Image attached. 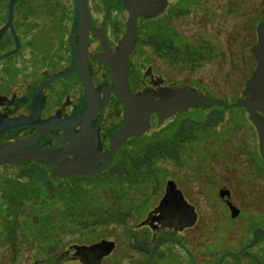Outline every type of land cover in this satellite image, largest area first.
<instances>
[{
  "label": "flooded vegetation",
  "instance_id": "1",
  "mask_svg": "<svg viewBox=\"0 0 264 264\" xmlns=\"http://www.w3.org/2000/svg\"><path fill=\"white\" fill-rule=\"evenodd\" d=\"M184 1L180 0L179 4ZM9 2L0 0V12L4 10L0 14V30L9 20ZM86 8L87 11L79 5L78 0H18L14 5L12 22L0 39L2 183H32L38 178L42 181H60L104 177L114 181V177L109 178V170L115 166L130 165L132 158L139 155L138 140L141 138L155 140L159 133L174 127L179 137L177 142H167L169 151L166 158L176 164H183L182 150L195 141L197 129L190 127L183 119L184 112H177L161 123L159 116L151 113L147 124L145 117L140 118L139 113L135 114L136 110L129 111L130 107L138 103L141 94L157 102L164 100L168 89H187L200 94L178 84L166 70L172 62L170 45L173 30L177 32L170 23L172 0H168L165 10L156 17L138 18L135 44L127 56V68L117 58L130 19L125 1L86 0ZM146 21L152 24L149 30L143 28ZM177 37L186 49L187 37L178 33ZM209 105L215 104L202 107L207 108ZM122 128H127L130 134L111 153L112 141ZM141 131V135L135 134ZM78 162L93 166L94 171L102 166L106 168L93 175L75 174L55 179L56 172L62 171L61 168ZM168 181H173L175 191L180 193L173 191L177 195L171 197L165 210L160 212L158 207L166 195ZM221 191L228 192L229 196L222 198ZM219 196L227 205L231 217L230 206L237 208L240 213V209L230 200L229 189L220 188ZM188 205L194 208L192 212H189ZM193 215V225L186 226L192 222ZM198 220V210L188 201L184 191L174 180H167L158 204L146 213L140 223L139 229L143 236L134 232L132 234V240L138 246L134 251L143 258L128 264H158L161 249L168 244L182 250L189 264H199L181 236L184 231L195 227ZM182 226L186 227L181 229ZM251 229V237L244 247L252 241L258 227L253 226ZM159 238L167 241L160 245L153 261L149 262ZM101 240L71 245L68 250L43 262L124 264V258L114 256V251L102 257L98 250H77L78 246L90 247ZM143 241L150 245L148 252L139 249ZM262 243L264 236L257 245ZM117 246L115 242L114 250ZM242 249L224 254L217 264H223L229 255H239ZM36 261L39 263V260ZM175 263L179 264L178 261Z\"/></svg>",
  "mask_w": 264,
  "mask_h": 264
},
{
  "label": "rangeland",
  "instance_id": "2",
  "mask_svg": "<svg viewBox=\"0 0 264 264\" xmlns=\"http://www.w3.org/2000/svg\"><path fill=\"white\" fill-rule=\"evenodd\" d=\"M179 3L180 0H172L171 25L192 45L209 46L212 57L193 69L171 62L167 72L178 84L200 94L228 104L236 102L255 67L250 48L257 41L256 28L264 20V0H185ZM184 9L187 12L181 13ZM3 13L2 9L0 14ZM151 26L146 21L143 28L149 30ZM182 117L190 127L197 129L194 143L182 150L183 164L167 158L159 160L151 167L154 172L147 179L150 183L138 182L132 188L117 184V180L110 183L104 177L97 178L94 188L89 186L91 193L94 191L93 199H86L88 194L77 193L73 196L76 204L72 208L58 201L63 199L65 190L57 192L56 198L49 199L46 206L38 204L32 208L26 203L19 217L15 245L6 239L7 230H0V264H44V260L63 253L71 245L90 244L101 239L118 244L113 255L124 258V264L137 258L142 260L143 256L139 257L130 247V238L134 233L143 236L140 223L158 204L169 179L177 183L198 210V224L181 234L198 263L217 264L224 254L239 252L251 237V227L264 228V160L259 154L256 130L242 107L201 106L188 109ZM173 128L159 133L156 140L177 142L179 136ZM143 141L144 138L138 140L140 145ZM21 184L20 194L26 192L29 184L41 186L43 190L48 185L58 186L60 190L66 188L70 194L68 189H75L81 183L69 179L60 183L35 180ZM82 186L88 187L86 183ZM8 187L13 189L11 185ZM220 188L230 190V200L240 209L237 218L230 216L219 196ZM3 192L4 185L0 182V210L7 209L2 203ZM68 194L63 196L65 201H71ZM114 206L130 211L124 224L110 219L84 229L83 224L63 217L70 216L74 210L84 213L81 220L90 222L96 217L88 213L103 210L108 215L109 208ZM11 217L8 214L6 218ZM250 219L253 220L249 222ZM0 220L4 218L0 216ZM176 261L187 264L188 257L179 248L165 245L158 264H177ZM223 264H264V243L252 247L246 256L229 255Z\"/></svg>",
  "mask_w": 264,
  "mask_h": 264
},
{
  "label": "water",
  "instance_id": "3",
  "mask_svg": "<svg viewBox=\"0 0 264 264\" xmlns=\"http://www.w3.org/2000/svg\"><path fill=\"white\" fill-rule=\"evenodd\" d=\"M18 0H10L9 8V20L7 25L0 30V39L4 36L5 32L9 28L13 17V8ZM125 8L128 10L130 19L128 22V30L125 34L123 40L121 41L118 48V60L124 63L127 68V56L134 47L135 44V33L137 20L139 17L145 19H151L162 13L168 3V0H124ZM79 5L87 11L86 0H78ZM87 14V13H86ZM257 42L251 48V54L254 57L256 67L252 72L250 78L245 84V88L242 90V97L244 99H238L232 104H228L220 99L206 97L197 93H193L187 89H168L164 100L162 102H157L150 99L148 96L141 94L138 97V103L135 107H130L129 111H135L141 115L140 118H146L147 124L149 115L151 113H156L160 118V123L177 112H185L190 108H198L207 104H215L223 108L231 109L236 107H242L246 109L249 113V120L256 129L258 135V149L260 156L264 159V20L256 28ZM127 85V84H126ZM130 114V113H129ZM146 131V130H143ZM143 131L135 133L136 135H141ZM130 134L127 128H122L114 137L111 146V153H114L122 143L125 142L126 137ZM106 168L102 166L97 170H93L94 167L83 162L71 163L69 165L61 168L62 171H57L55 174V179L68 178L71 175H93L100 173ZM175 183L173 181L167 182L166 195L162 199L158 210L163 212L167 207L168 201L171 197H175L180 192L175 191ZM175 191L177 194H173ZM221 197L229 196L228 192L221 191ZM181 196V195H180ZM181 198V197H180ZM189 212L193 211V207L188 205ZM232 217H237L239 215V210L233 206H230ZM194 214V213H193ZM195 221V215H193L192 222L186 224V226L193 225ZM186 226H182L181 229ZM264 236V229L258 228L253 233L252 241L246 245L243 251H246L254 246H256L261 238ZM167 240L159 238L157 243L154 245L149 262L153 261L156 256L158 249L161 244ZM115 249V242L109 240H101L100 242L87 247L78 246L77 250H98L101 252V256L110 255Z\"/></svg>",
  "mask_w": 264,
  "mask_h": 264
},
{
  "label": "trees",
  "instance_id": "4",
  "mask_svg": "<svg viewBox=\"0 0 264 264\" xmlns=\"http://www.w3.org/2000/svg\"><path fill=\"white\" fill-rule=\"evenodd\" d=\"M184 12L186 13L187 11H185L184 9L183 12L181 13ZM204 45L205 44L192 45L191 43L188 42L187 48L184 49V47L180 44V40L177 37V32L173 30V40L170 45V49H171L170 55L172 57V62L179 63L181 65H189L192 69L195 68L196 66L200 65L203 60L211 59L212 57L211 56L212 49L209 46H204ZM143 142L144 144L141 143L140 145L139 155L135 158H132L133 160L132 163L124 167L115 166L111 168L108 172V174L110 175L109 178L114 177V181L116 179L117 184H121L122 186H127L130 188L136 186V184H139L138 182H141V184L150 183V181H147V179L151 177L152 173L154 172L151 167L157 161L165 159L167 157L169 147H168V143L166 141H163V138L159 140L156 139L154 140L153 138H146L145 141ZM76 179L81 184H79L78 187H76L75 189H68V192L71 195L67 193L66 188L60 190L58 186L53 187L51 185H48V188L46 190H43L41 186L32 187L31 184H29V188L25 189L26 191L25 193L20 194L18 191L20 190L19 186L22 185L21 182L18 181L4 182L2 203L7 205V209L0 210V216L4 218V220H0V230L3 228L7 230V235L5 236L6 239L11 241L13 245H15L17 227L19 225V217L26 203H28L32 208H36L38 204L46 206L48 205L49 199L56 198L57 192H59L60 194L63 193L64 190L66 191L64 192V194H68L70 196L71 201H65L66 198L63 197L64 194L62 196L63 199H60L58 201H60L64 205L70 206L71 208L76 204V201L73 199V196L76 195L77 193H79L80 195L88 194L85 198L92 200L94 196V191L91 193V188H94L95 186L94 184L95 179H86V178H76ZM38 180L42 181L39 178ZM44 181H50V180H44ZM64 181L65 180H60L58 182L60 183ZM107 181L110 183H116L114 181H109V180ZM82 182L86 183L88 187L86 188L83 187ZM8 185H11L13 189L11 190L10 187H8ZM89 186L91 188H89ZM46 193L48 194V196H46ZM109 209L110 210L108 215H106V213L103 210L91 211L90 213H88V215L92 217H96V219L90 222L85 219L81 220L80 216L83 215L84 213L81 212L76 213L74 210H71L70 216L63 215V217L65 220L83 224L84 229H90L99 223H107L110 219L116 223L124 224L126 221V217L130 215V211L123 210L122 208H120V206L110 207ZM8 214H11L12 216L10 219L6 218ZM130 239H132V235ZM130 247L133 250L138 249V246L133 240L131 242ZM139 249L141 251L148 252L150 249V245L148 244V242L143 241L141 242ZM248 254H249V250H246L240 253L239 255H236L235 257H243Z\"/></svg>",
  "mask_w": 264,
  "mask_h": 264
}]
</instances>
